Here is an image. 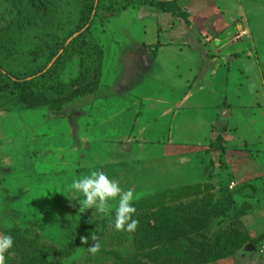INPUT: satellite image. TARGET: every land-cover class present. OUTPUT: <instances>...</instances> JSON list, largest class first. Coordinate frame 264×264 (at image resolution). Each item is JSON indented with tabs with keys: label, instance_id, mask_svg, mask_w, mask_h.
<instances>
[{
	"label": "rangeland",
	"instance_id": "1",
	"mask_svg": "<svg viewBox=\"0 0 264 264\" xmlns=\"http://www.w3.org/2000/svg\"><path fill=\"white\" fill-rule=\"evenodd\" d=\"M40 1L37 9L34 0H0L2 70L27 76L45 64L48 55L34 59L39 46L78 34L90 6ZM172 1L93 17L86 39L103 52L100 78L58 110L33 103L23 83L3 89L0 235L14 240L7 264H264V0ZM141 42L163 56L152 61ZM74 54L55 68L64 86L82 63L92 65ZM56 112L78 133L66 119L52 121ZM211 125L222 136L219 157ZM92 171L133 191L135 232L111 226L117 202L106 214L85 209L82 195L72 200L73 179ZM155 199L176 233L199 235L181 255H171L154 220L149 228L140 218L156 210ZM215 206L230 214L200 212ZM91 235L101 245L95 255L94 241L81 242Z\"/></svg>",
	"mask_w": 264,
	"mask_h": 264
},
{
	"label": "trees",
	"instance_id": "2",
	"mask_svg": "<svg viewBox=\"0 0 264 264\" xmlns=\"http://www.w3.org/2000/svg\"><path fill=\"white\" fill-rule=\"evenodd\" d=\"M34 1L38 4L37 9H40L41 5L43 4L42 1ZM169 1L170 0H90V6L85 11L84 16L80 20L81 23L77 27L76 33L78 34L73 36L69 35L64 40H59L58 38H56V40H49L39 46V51L37 55H35L36 58L34 59L37 61L40 56L48 55L45 64L37 67L36 70L27 76L11 74L0 68V94L6 87L9 88L11 86H17L18 84L23 83L26 90L28 91V96L30 95V97L37 99L35 102L33 101V103L38 102L48 107H52V109L58 110L60 107H62V105H65V103H69L74 97L80 96L89 91L91 85L96 84L100 78L103 52L97 47L95 43L86 39V34L92 24L93 17L98 16V14L101 12H108L110 14L116 15L138 6L165 10L171 5ZM177 1L178 0H173L172 2L177 3ZM143 42H141L139 45L148 50V54L153 61L157 55V44L146 46ZM71 50L73 51L71 52ZM74 53L78 54L80 58H82V61H84L86 57H89L90 59L92 58V65H89L88 67L82 63V65H80L81 73L79 75V79H76L72 83L64 86L56 81L57 70L55 68L60 64V62L64 61L67 56L72 58V56L75 55ZM28 101L29 103H32L30 99ZM56 114L57 112L54 113V116L49 115V117L53 119L52 121L66 119L69 123L71 136H74L76 132L78 133L79 129L75 121L69 120L70 117H66L65 115L58 114V116ZM71 119L74 118L71 117ZM224 130L222 129L223 132ZM222 141L221 134H218L216 141L210 145L212 151L215 150L217 152L216 154H218V157L222 156L224 152L222 148ZM251 191L253 190L251 189ZM154 201L156 210H153L151 214L143 213L141 214L140 218L143 219L142 222H144L149 228L151 227L149 221L154 220L156 222V228H154V230L156 229V231L159 230V232H161V238L171 247V255H181L180 250L182 249L183 245L190 240L193 241L194 238L197 240L198 238L196 237L199 235L195 236L192 233H176L173 227L172 218L169 216L171 214L170 209L164 205H159L160 200L155 199ZM215 211L219 212L215 213ZM200 212L204 215H212V217L219 215L227 216L230 214L229 212L225 213V211L223 212L222 210H217L216 206L213 207L211 211L202 210ZM216 234L210 238L208 242L209 247H215V244L212 245V243L216 241L215 239L217 237L218 239H222L221 236L223 231H220V235L218 233ZM251 247L254 248V250H257L253 244ZM37 253V255H40V252ZM175 258L174 260H176ZM129 259L130 257L125 259L123 263L129 261ZM139 264L143 263L139 262Z\"/></svg>",
	"mask_w": 264,
	"mask_h": 264
},
{
	"label": "clouds",
	"instance_id": "3",
	"mask_svg": "<svg viewBox=\"0 0 264 264\" xmlns=\"http://www.w3.org/2000/svg\"><path fill=\"white\" fill-rule=\"evenodd\" d=\"M70 190L78 194L72 200L79 202L78 197L82 195L84 197L83 207L96 209L100 213H109L112 202H117L114 223L111 226L116 231H136L139 221L133 218L137 211L132 203L136 199L133 191H122L119 183L110 179L104 172L92 171L90 175L73 179ZM89 239L94 241L89 247V252L95 255L101 250V245L94 235L82 237L81 242L87 244ZM13 244L14 240L11 235H0V264H7L5 254L12 249Z\"/></svg>",
	"mask_w": 264,
	"mask_h": 264
},
{
	"label": "crops",
	"instance_id": "4",
	"mask_svg": "<svg viewBox=\"0 0 264 264\" xmlns=\"http://www.w3.org/2000/svg\"><path fill=\"white\" fill-rule=\"evenodd\" d=\"M161 33H159L158 35H160ZM163 56V51L161 50V51H157V55H156V57H155V59L154 60H157L158 58H160V57H162ZM187 100H189L187 97H183V99H182V102H181V104L182 103H185V102H187ZM176 105V107H178V105L179 104H175ZM221 114H222V112H221ZM221 114H220V116H221ZM60 120H63V119H60ZM221 128H219L218 130H220ZM214 132V133H213ZM210 133H211V137L214 139H212L213 141H212V143H214L215 141H216V138L218 137V134L214 131V127H213V125H211V130H210ZM125 149H127L128 150V152H131V149H132V147L131 146H127V148H125ZM183 160V159H182ZM181 160V161H182ZM185 160V159H184Z\"/></svg>",
	"mask_w": 264,
	"mask_h": 264
},
{
	"label": "water",
	"instance_id": "5",
	"mask_svg": "<svg viewBox=\"0 0 264 264\" xmlns=\"http://www.w3.org/2000/svg\"><path fill=\"white\" fill-rule=\"evenodd\" d=\"M75 37V36H74ZM222 116H223V114H222ZM183 161H185L184 159L182 160V162ZM246 250H248L249 252H251L252 251V247L250 246V245H248V247L246 248Z\"/></svg>",
	"mask_w": 264,
	"mask_h": 264
},
{
	"label": "built area",
	"instance_id": "6",
	"mask_svg": "<svg viewBox=\"0 0 264 264\" xmlns=\"http://www.w3.org/2000/svg\"><path fill=\"white\" fill-rule=\"evenodd\" d=\"M243 34L245 35V32ZM262 249L264 250V246H262Z\"/></svg>",
	"mask_w": 264,
	"mask_h": 264
}]
</instances>
